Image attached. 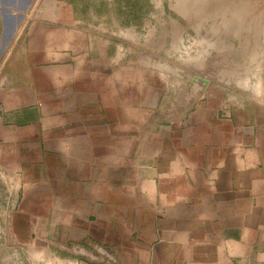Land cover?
Here are the masks:
<instances>
[{"label":"crops","instance_id":"obj_1","mask_svg":"<svg viewBox=\"0 0 264 264\" xmlns=\"http://www.w3.org/2000/svg\"><path fill=\"white\" fill-rule=\"evenodd\" d=\"M82 8L0 0V264H264V53L195 94Z\"/></svg>","mask_w":264,"mask_h":264},{"label":"rangeland","instance_id":"obj_2","mask_svg":"<svg viewBox=\"0 0 264 264\" xmlns=\"http://www.w3.org/2000/svg\"><path fill=\"white\" fill-rule=\"evenodd\" d=\"M66 1L81 5L82 17L122 42L130 58L161 70L163 82L192 72L195 94L222 88L234 96L243 71L262 61L264 0Z\"/></svg>","mask_w":264,"mask_h":264}]
</instances>
